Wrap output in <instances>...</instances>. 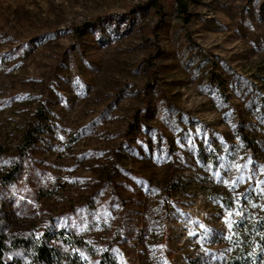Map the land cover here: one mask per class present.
Listing matches in <instances>:
<instances>
[{
	"label": "rangeland",
	"instance_id": "rangeland-1",
	"mask_svg": "<svg viewBox=\"0 0 264 264\" xmlns=\"http://www.w3.org/2000/svg\"><path fill=\"white\" fill-rule=\"evenodd\" d=\"M253 212L264 0H0V231L85 264H207Z\"/></svg>",
	"mask_w": 264,
	"mask_h": 264
},
{
	"label": "trees",
	"instance_id": "trees-1",
	"mask_svg": "<svg viewBox=\"0 0 264 264\" xmlns=\"http://www.w3.org/2000/svg\"><path fill=\"white\" fill-rule=\"evenodd\" d=\"M18 174H9L10 181L16 180ZM254 213L251 214V222L246 225L241 244L236 248V251L228 257L216 258L207 264H258V257L264 253V215L263 219L259 221L258 216ZM71 243L78 249L83 250L85 247V243L80 238L74 239ZM13 249L23 250L29 255L30 259L26 264H85L79 250L74 254L63 253L57 246L41 243L34 237L16 236L11 238L1 230L0 264H23L21 261L6 259L7 251Z\"/></svg>",
	"mask_w": 264,
	"mask_h": 264
}]
</instances>
